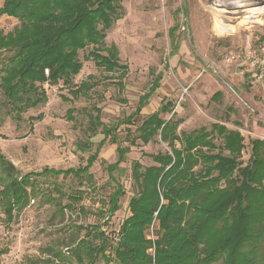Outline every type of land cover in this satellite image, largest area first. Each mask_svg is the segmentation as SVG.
<instances>
[{
    "label": "rangeland",
    "instance_id": "374dc122",
    "mask_svg": "<svg viewBox=\"0 0 264 264\" xmlns=\"http://www.w3.org/2000/svg\"><path fill=\"white\" fill-rule=\"evenodd\" d=\"M121 6L123 16L106 33L105 45L116 46L120 65L127 68L123 78L121 72L108 73L85 60L88 48L79 52L82 70L74 78V86L86 83L92 88L78 98L70 95L72 88L44 85L46 103L17 116L0 89V152L22 174L85 166L103 139L102 128L94 135L89 131V121L97 117L104 126L115 127L120 146L129 147L130 152L120 165L124 169L121 177L113 174L126 196L120 210L103 226L110 238L117 236L128 215L132 162L146 168L152 165L148 155L167 151L159 139L147 145L130 143L137 135L136 128L162 103L174 105L173 113L163 118L168 120L174 114V119L181 121L178 134L201 128L210 131L212 124L239 131L245 145L243 164L249 158L251 140H264V90L238 63L227 61L232 54L264 47V0H122ZM175 23L181 45L178 54L169 58V30ZM18 26L16 19L0 18L4 35ZM6 54H0V78ZM159 73V88L140 115L131 125L117 127L118 121L134 113L138 98ZM215 93H220L218 98H213ZM213 141L217 147L222 144L218 138ZM116 149L117 145L109 142L100 149L90 169V183L85 178L62 175L38 179L36 198L10 222L0 203V251L6 250L0 264L44 259L48 251L63 250L82 239L85 232L80 227L103 223L97 212L106 208L114 189L106 167L116 162ZM153 236L155 240V230L149 227L146 237L152 250L148 254L154 259ZM263 249L264 242L260 256ZM257 264H264L263 259Z\"/></svg>",
    "mask_w": 264,
    "mask_h": 264
},
{
    "label": "trees",
    "instance_id": "16d2710c",
    "mask_svg": "<svg viewBox=\"0 0 264 264\" xmlns=\"http://www.w3.org/2000/svg\"><path fill=\"white\" fill-rule=\"evenodd\" d=\"M122 0H0V18L16 19L19 26L4 35L0 30V54L3 58L0 89L10 107L19 116L46 103L44 85L59 84L78 98L91 90L86 83L74 86L82 70L79 52L91 48L85 60L108 73L127 68L120 65L116 46L105 45L106 33L122 18ZM186 15V10L182 12ZM178 26L169 30L170 56L177 53ZM167 67V66H166ZM162 73L151 82L137 101L134 113L121 121L131 125L152 94L159 88ZM121 86V83H118ZM216 93L213 98H218ZM174 105L162 103L136 128L132 146L147 145L156 139L167 151L148 155L152 165L143 168L132 162V195L127 202L128 215L117 236L110 238L103 226L120 210L126 196L124 186L114 177L124 169L129 147H122L114 135L115 127H106L97 117L89 121V131L102 128L103 139L86 165L77 169L20 173L0 152V203L7 221L24 211L36 198L37 180L46 176L85 178L93 181L90 169L100 149L109 142L117 145L116 162L106 171L114 189L106 208L97 214L98 225L80 227L82 239L63 250H50L44 259H28L25 264H257L264 261V140H251L246 164L241 160L245 148L239 131L212 124L190 133H177L181 124L163 116L173 113ZM69 113V111H68ZM40 118V117H38ZM72 120V117H69ZM34 120V119H30ZM221 141L214 144L213 138ZM178 145V147H177ZM136 146V145H135ZM218 149L217 153L214 151ZM85 151L84 149H81ZM154 222V223H153ZM155 230L154 262L146 237ZM6 250L0 251V256Z\"/></svg>",
    "mask_w": 264,
    "mask_h": 264
},
{
    "label": "built area",
    "instance_id": "2783aa9c",
    "mask_svg": "<svg viewBox=\"0 0 264 264\" xmlns=\"http://www.w3.org/2000/svg\"><path fill=\"white\" fill-rule=\"evenodd\" d=\"M227 61L238 63L247 73L251 74L254 83L264 90V47L257 51L246 50L242 54H232L227 58ZM150 229H153V224L150 226ZM152 239L154 240V236ZM152 260L154 262L153 257Z\"/></svg>",
    "mask_w": 264,
    "mask_h": 264
},
{
    "label": "crops",
    "instance_id": "0c3cea01",
    "mask_svg": "<svg viewBox=\"0 0 264 264\" xmlns=\"http://www.w3.org/2000/svg\"><path fill=\"white\" fill-rule=\"evenodd\" d=\"M183 15H184V13H183ZM184 16H185V17L187 16V12H186V15H184ZM175 18H176V17H175ZM176 19H177V18H176ZM176 19H175V20H176ZM175 25H177V23H175ZM175 25H174V26H175ZM174 26H173V27H174ZM170 29H171V28H170ZM176 32H177V31H176ZM176 37H177V36H176ZM177 38H178V37H177ZM178 39H179V38H178ZM180 45H181V41L179 40L178 50H177V53H176L174 56H176V55L178 54L179 49H180ZM190 46H192V42H190ZM174 56H171V57H169V58H173ZM205 67H207L208 69H209V68L214 69V67L209 66V65H206ZM202 71H205V70L202 69ZM214 72H215V71H214ZM215 94H216V93H215ZM219 95H220V93H219Z\"/></svg>",
    "mask_w": 264,
    "mask_h": 264
}]
</instances>
